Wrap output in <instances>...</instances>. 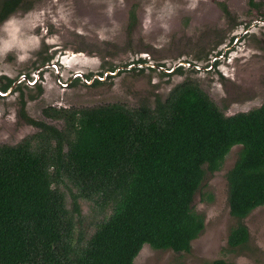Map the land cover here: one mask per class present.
<instances>
[{
	"label": "trees",
	"instance_id": "obj_1",
	"mask_svg": "<svg viewBox=\"0 0 264 264\" xmlns=\"http://www.w3.org/2000/svg\"><path fill=\"white\" fill-rule=\"evenodd\" d=\"M21 5L24 0H4L0 23ZM134 21L131 11L129 28ZM139 64L138 73L155 70L143 60L127 69ZM43 115L63 128L21 110L22 120L39 132L14 146L0 145V264H133L145 245L187 253L204 228L192 209L194 196L235 146L237 157L225 174L234 220L226 245L234 250L247 243L243 220L264 207V101L226 116L185 78L152 109L46 108ZM65 178L76 191L75 211L77 199L110 210L84 244L73 242V219L58 188Z\"/></svg>",
	"mask_w": 264,
	"mask_h": 264
},
{
	"label": "rangeland",
	"instance_id": "obj_2",
	"mask_svg": "<svg viewBox=\"0 0 264 264\" xmlns=\"http://www.w3.org/2000/svg\"><path fill=\"white\" fill-rule=\"evenodd\" d=\"M250 1L36 0L30 10L10 16L16 19L6 30L18 36L20 47L26 51L23 55L0 56V72L15 76L21 68L36 62L42 52L53 57L63 51L75 52L74 72L86 75L104 73L109 68L123 69L91 87L75 84L60 92L51 86L42 90L40 98L26 104L28 117L57 130L63 128V122L46 118L44 109L80 110L105 105L152 109L156 99L163 101L185 78L194 80L224 115L247 112L264 101V0H252L253 6ZM193 3L195 7H189ZM219 5L226 7L228 16ZM131 11L135 21L129 28ZM158 16L165 18L166 29L160 27ZM136 60L170 72L155 69L138 73L136 67L127 69ZM213 60L212 70L204 72ZM180 64H191L201 71ZM176 68L182 69L181 75L171 72ZM12 103L0 104V145L14 146L39 132L18 120L20 107ZM238 151L239 146L231 148L219 171L206 174L194 196L192 209L203 217L204 228L190 243L189 251H158L145 245L133 264H211L215 260L264 264V207L256 208L243 220L248 231L245 246L228 250L226 245L234 220L227 208L225 174ZM58 188L73 219V242L84 244L110 210L77 199L75 211L74 187L65 178Z\"/></svg>",
	"mask_w": 264,
	"mask_h": 264
},
{
	"label": "flooded vegetation",
	"instance_id": "obj_3",
	"mask_svg": "<svg viewBox=\"0 0 264 264\" xmlns=\"http://www.w3.org/2000/svg\"><path fill=\"white\" fill-rule=\"evenodd\" d=\"M3 1L4 0H0V4ZM35 1L36 0H24V5H21V10H18L17 12H25L26 8L30 10L33 7ZM4 21H2L0 25ZM36 59V62L33 63L32 61L28 65L21 68L20 73H17L15 76L0 72V104H5L7 101L13 102L12 104L17 103V105L20 107L17 118L24 124L26 123L20 116L21 110L23 111L24 115L28 117L24 109L26 104L29 102H34L38 99V97L40 98L42 96V90H46L53 86L58 88L60 92H64L71 89L73 86H75V84L84 87H91L93 85L106 82L108 78L117 76V74L123 70L122 68H116V71L114 72L104 71V73L86 75H84L82 72H77L75 74L73 71L75 67V61H73L75 59V52L72 51L57 52L53 57H47L46 52H42L40 57ZM214 61L216 60L210 62L208 67L203 69L204 72H209L212 70ZM180 66H186L188 68L190 67L194 69L195 71H201V68L191 64H180ZM134 67H139L141 69L144 66L139 64L131 66L130 68ZM149 67L159 71H165L166 73L170 72L164 68L153 65H150ZM173 70H171V72H173ZM26 125L30 126L28 124Z\"/></svg>",
	"mask_w": 264,
	"mask_h": 264
},
{
	"label": "clouds",
	"instance_id": "obj_4",
	"mask_svg": "<svg viewBox=\"0 0 264 264\" xmlns=\"http://www.w3.org/2000/svg\"><path fill=\"white\" fill-rule=\"evenodd\" d=\"M189 7L194 8L195 3L191 4ZM146 11L149 13V23H151V8L146 9ZM15 19V17H10L4 22V25L0 26V33H3L0 35V56L6 57L9 53H19L20 55H23L26 51L24 48L20 47L18 36L14 37L6 30V26L12 23ZM157 19L161 21L160 27L165 29L168 27L167 23L163 22L165 19L163 16H158Z\"/></svg>",
	"mask_w": 264,
	"mask_h": 264
},
{
	"label": "water",
	"instance_id": "obj_5",
	"mask_svg": "<svg viewBox=\"0 0 264 264\" xmlns=\"http://www.w3.org/2000/svg\"><path fill=\"white\" fill-rule=\"evenodd\" d=\"M77 72H75V74H76Z\"/></svg>",
	"mask_w": 264,
	"mask_h": 264
}]
</instances>
